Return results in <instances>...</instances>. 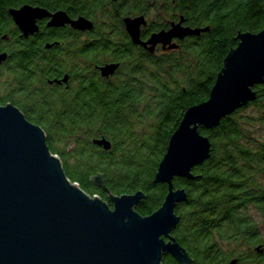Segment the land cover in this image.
Instances as JSON below:
<instances>
[{
    "label": "trees",
    "instance_id": "obj_1",
    "mask_svg": "<svg viewBox=\"0 0 264 264\" xmlns=\"http://www.w3.org/2000/svg\"><path fill=\"white\" fill-rule=\"evenodd\" d=\"M24 2L91 18L95 27L86 56L119 60L115 77L101 79L75 69L76 87L50 86L47 77L63 73L71 54L60 45L46 49L43 41L19 44L9 9ZM142 14L152 17L149 32L180 17L191 27L210 30L185 40L177 51L153 55L132 44L124 27V16ZM263 27L264 0H0V38L8 34L16 40L7 73L17 85L0 104L10 100L43 127L66 174L87 193L113 207L108 191L91 180L99 172L113 195L142 190L147 197L136 209L150 215L168 193V184L153 180L186 110L209 99L230 46L239 43L237 30L256 33ZM68 36L63 29L50 38L66 42ZM254 89V101L217 126L200 128L211 142L210 156L192 170L202 176L173 179L175 188L187 191L176 207L181 218L173 235L194 259L190 264H232L234 259V264H264L262 253L243 250L264 246V83ZM96 137L108 138L111 149L95 145ZM162 264L181 263L165 254Z\"/></svg>",
    "mask_w": 264,
    "mask_h": 264
},
{
    "label": "water",
    "instance_id": "obj_2",
    "mask_svg": "<svg viewBox=\"0 0 264 264\" xmlns=\"http://www.w3.org/2000/svg\"><path fill=\"white\" fill-rule=\"evenodd\" d=\"M9 13L25 36L38 29L35 20L43 16H51L49 25L94 27L85 16L71 19L64 11L50 13L30 5L12 7ZM123 22L132 42L151 53L158 44L165 50L166 45L178 48L174 37L210 30L209 26H183L181 18L169 30L143 40L145 15H128ZM237 31L239 43L230 46L209 99L190 106L169 139L153 180L168 184V193L150 215L136 209L147 197L142 190L113 195L99 172L91 180L108 191L113 207L97 194L87 193L68 177L43 127L30 121L17 105L0 104V264H162L165 254L181 264L192 263L189 251L173 235L181 218L177 204L187 199V191L175 188L173 179L202 176L192 170L210 156L211 142L200 128H213L226 115L254 101V86L264 83V27L256 33ZM7 57V52H0V64ZM118 67L119 63H107L100 68L101 74H114ZM67 80L68 75L55 79ZM93 143L105 150L112 147L106 137H96ZM255 249L262 252V244Z\"/></svg>",
    "mask_w": 264,
    "mask_h": 264
},
{
    "label": "flooded vegetation",
    "instance_id": "obj_3",
    "mask_svg": "<svg viewBox=\"0 0 264 264\" xmlns=\"http://www.w3.org/2000/svg\"><path fill=\"white\" fill-rule=\"evenodd\" d=\"M25 5L43 8V9H46L50 13H55L57 11H64L71 19H77L80 16L87 17L86 15H83V14L73 16V15H71V13L69 12L68 9H64V8L52 9V8H48L46 6H43V5H40L37 3H30V2H24L15 8H21L22 6H25ZM142 15H144V14H142ZM145 17H146L148 23L146 26H142V29H141V38L143 40H147L152 35V33H154V32H158L161 30H169L171 28L172 22L177 23L182 18V17H180L178 19H168L167 27H164L160 30L149 32L147 29L150 26V22H151L152 17L146 16V15H145ZM87 18H89V17H87ZM89 19L92 20L91 18H89ZM50 20H51V16H43V17L36 18L35 22H36L38 29L34 33H30L28 36L24 35L23 31L15 24V22L13 20V24L17 28V31H18V36H19L18 42H19V44H20V42L24 43L26 41L27 42L33 41L35 43H41L43 41L44 47L46 49H52L55 45H60L63 51H66L69 54H71V59H70V61H68L69 63H67L68 68L63 73H61L60 75H53L52 77H47V83L50 86H58L61 89L66 90V91H70V89H72L73 86L76 87L77 81L73 78V75H72V71H74L75 69H78L80 71H85V69H88V71L95 72L97 74V76L101 79H104V78L110 79V78L115 77V75L117 74V72L119 71V69L121 67L120 66L121 63L119 60H116L112 57L111 58L103 57L102 59L100 58L99 60H90L86 56V54L88 55L87 52H89V47H90V42H91V38H89V33L94 29L95 23H94V27L91 30L90 29L81 30V29L74 28L71 25V23H65V24L60 25V26L49 25ZM182 25L183 26H189L185 23L184 18H183ZM124 27H125V24H124ZM63 29H67V32H69V36H68L66 42L64 41V39L62 40V39H57V38H50V35L54 31H58V30L61 31ZM125 30H126V28H125ZM74 32L77 33V35H78L77 37H74ZM129 37H130V35H129ZM194 37H199V35H188L182 39L178 38V37H174L172 41L176 42L179 45L178 48L168 49L169 45H166L167 48L165 50V48L163 47L162 44H158L155 48L154 53L149 52L142 45L133 43L131 37H130V42H132V44H134L136 46L142 47L145 51H147L150 54L161 55V54H168L170 52L179 50L181 48L182 43L185 40L190 39V38H194ZM15 42H16V40L14 38L9 37L8 34H4L0 38V52H7V54H8V57L6 58V60H4L0 64V79H3L5 77V79L0 80V98L1 99H5L4 97L7 94L15 92L14 91L15 88H17V85L13 81V78L10 75H8V73H7L9 66L12 65V62L9 61L10 50L13 47V45L15 44ZM77 58H79V59H77ZM107 63H119V67L116 69L114 74H111L109 76H103L101 74L100 68ZM65 75H68L67 82L59 83V82L55 81V79L61 80ZM8 102L12 103L10 100H6L5 104H7ZM262 248H263L262 252H260V251L259 252L262 253V255H264L263 244H262Z\"/></svg>",
    "mask_w": 264,
    "mask_h": 264
},
{
    "label": "rangeland",
    "instance_id": "obj_4",
    "mask_svg": "<svg viewBox=\"0 0 264 264\" xmlns=\"http://www.w3.org/2000/svg\"><path fill=\"white\" fill-rule=\"evenodd\" d=\"M3 79H5V77H4ZM3 79H0V80H3ZM250 111H251V109H247V110L244 111L243 113L245 114V113H248V112H250ZM261 130H262V126L259 128V131H261ZM255 218L257 219L260 228H262L261 217L259 216L258 213H255ZM255 247H256V246H255ZM255 247H253V248H248V247L245 246V247H243V250H245V252H246V251H247V252H251V251H254V250H255Z\"/></svg>",
    "mask_w": 264,
    "mask_h": 264
}]
</instances>
